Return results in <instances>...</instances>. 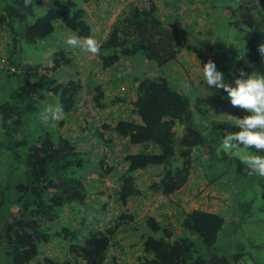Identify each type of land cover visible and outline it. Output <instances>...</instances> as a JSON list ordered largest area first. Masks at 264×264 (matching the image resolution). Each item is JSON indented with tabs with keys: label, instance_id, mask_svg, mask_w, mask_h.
I'll use <instances>...</instances> for the list:
<instances>
[{
	"label": "trees",
	"instance_id": "1",
	"mask_svg": "<svg viewBox=\"0 0 264 264\" xmlns=\"http://www.w3.org/2000/svg\"><path fill=\"white\" fill-rule=\"evenodd\" d=\"M41 1L0 0V62L5 60L12 68L7 76L19 78L17 88L0 105V149L15 152L25 164L24 178L15 185L17 195L7 200L3 196L0 201V246L5 264H241L244 253L218 251L217 242L227 223L225 214L213 205L200 208L192 203L202 192L201 184L209 187L215 181L210 176L216 174L209 171L208 176L199 170L202 161L211 158L210 140L194 124L187 95L158 74L164 65L174 66L189 40L181 24L166 20L167 13L182 18L183 12L172 10L168 0L148 6L131 1L102 38L95 33L85 5L97 7L105 1L66 0L60 8H49L34 17L33 6ZM259 3L264 24V0ZM98 13L95 16L106 27L112 14L109 7L104 5ZM60 28L66 29L69 37H94L99 42V53L86 61L87 74L82 69L85 55L80 48L54 50L52 65L44 70L39 63H10L8 56L15 52L19 40L36 43ZM253 36L257 44L252 42L256 51L252 60L261 61L264 72V54L260 52L264 35ZM210 48L213 51L212 45ZM137 54L147 62L145 69L124 74L119 90L122 96L116 95L115 86L101 85L104 81L92 86L96 75L119 78L120 72H126L123 63ZM84 86L93 94L96 107L109 109L106 119L87 113L88 125L75 131L87 135L85 139L73 140L62 134L51 138L64 128L62 121L56 132L42 131L36 140L22 133L26 119L40 114L36 102L45 96L57 98L64 110L75 109L80 116L77 103ZM91 135L95 142L89 140ZM21 146L23 153L17 152ZM92 146L99 151V170L87 174L99 184L104 208L91 207L94 222L84 227L81 223L75 228L63 225L58 220L61 210L75 209V203L98 201L88 196L79 174ZM209 160L213 167L215 161ZM233 163L237 173L248 171L239 159L234 158ZM104 177L115 183L109 194L102 186ZM55 221L59 230H54ZM51 243L65 249L67 257L52 251L44 254ZM126 246L134 252L131 263L122 258L128 252Z\"/></svg>",
	"mask_w": 264,
	"mask_h": 264
},
{
	"label": "rangeland",
	"instance_id": "2",
	"mask_svg": "<svg viewBox=\"0 0 264 264\" xmlns=\"http://www.w3.org/2000/svg\"><path fill=\"white\" fill-rule=\"evenodd\" d=\"M64 1L66 0H58L57 2L42 0L40 3H36L33 6L35 12L34 17L41 15L49 8H60ZM103 1L109 4V9L112 13L110 16L111 18L109 17V22L114 21L123 6L130 1H137L140 6H148L151 3L158 5L159 2L157 0ZM168 1L169 3L172 2V10H174V8H179L180 12L183 13L181 15L182 18H179L178 15L171 17L173 12L167 13L166 20L177 26L181 24L184 27L189 38L185 48L191 45V51L180 54L174 66L166 64L160 70L158 69V74L164 75L170 80L172 86H176L180 90H183L182 92L189 98L193 122L197 128L201 130L203 135L210 140L208 149L211 158L209 159L215 161L213 167L212 161L209 159L208 162L202 161L199 165L200 171H204L206 174L210 171L212 174H216V176L213 177L208 174L211 179L215 178V181H212L209 187H205L201 184L202 187H200L201 189H199V191L202 190V192L197 197H194L195 200L192 203H194L193 205L195 207L200 208H207L213 205V208H219V210L223 212H221V214H225L227 223L222 229L219 241L217 242L218 251L220 253L232 255L241 252L245 254L241 264H264V177L250 174L249 171L245 174L237 173L233 159L237 158L240 160V156L246 155L247 153L244 149L225 151L220 138L224 135L225 131H239L237 126L231 125L233 121L229 116L243 118L247 115V112L244 109L232 106L227 99L226 92L223 90L212 88L208 91L203 80V73L199 68V66L203 67V64L206 63L208 59L214 60L217 69L224 74L226 81L230 84L237 77L238 69H243L247 74H251L252 72L264 74L262 71L263 63L261 61L255 63L252 60L253 54L256 52H254L252 46L253 43L257 44V38L255 39L253 34H260L261 37L264 35L262 29L264 28V24L262 23L263 12L261 10L258 11L262 6L259 0ZM105 4H98L97 7L85 5L88 15H90V20L94 23L95 33L96 31L97 33L99 32L101 28L100 25H102V20L95 15L100 14L98 12L102 11ZM104 30L105 29L101 30L102 36L105 34ZM68 34L70 33L66 29L63 30V28H60L48 38L36 43H27L23 40L20 42L19 40L15 52H11L8 56L9 61L10 63L25 62L26 65L31 66H35V64L39 63V65H41L40 69L44 70V67H50L52 65V58L50 56L54 50L68 49V46L64 45L65 40L69 37ZM196 36L198 39H196ZM211 37L214 39L212 40ZM209 45H212L213 51L210 50ZM83 53L85 55L84 61L81 60L80 63L83 61L81 64L82 69L84 74H87L88 65L86 61L92 59L94 55L87 52ZM141 59L142 55L137 54L123 63V65L126 66V72H120L119 78L116 76L109 77L106 74L93 76V78H97V82L92 79V86L104 81V84L101 85H107V87L110 88L115 86L117 93L114 91V94L116 93V95L122 96L119 90L122 88L120 84L124 74L131 75L129 73L137 74L138 72H143L144 68H142V65H145L147 62L144 59L141 61ZM11 69L12 68L5 60L0 62V105L19 84L18 76H7V71L11 72ZM181 73L185 74V79H181ZM128 78L130 77L128 76ZM181 82L185 85H182ZM188 85H190V87ZM130 89L133 90L134 86L131 85ZM91 95L93 94H90L86 86H84V90H82L81 94V101L77 103L79 111L81 112L80 116L79 112L75 109L64 110V118L61 120L64 128L58 129V133L55 135L51 134V138L54 139L59 134H62L73 140L85 139L87 135L82 137V135L77 134L75 131L81 129V125L83 127L88 125V123L85 122L87 113L90 117H94L98 120L106 119L105 116L109 109L101 110L96 107L95 102L91 99ZM128 100L129 98L127 101ZM57 102V98L48 96H45L42 102H36L37 111L40 112V114L36 116H33L35 115L33 114L26 119L22 133L36 140L38 135L42 134V131L51 130L56 132V125H59L60 121H49L45 123L41 119V113L47 105L56 104ZM125 106L129 107V104L126 102ZM89 140H93L92 135L89 137ZM93 142H95V140H93ZM96 147L97 146H92L88 148L89 152L85 154L86 165L82 168L81 172L79 171V174L82 178L81 180L84 188L88 190V196L99 201L102 197V193H100L99 190L100 186L95 181H90L92 180V175L90 176L87 174L88 170L96 173L99 170V163L97 161L99 151ZM24 151V146L17 149L19 153H23ZM253 151H255V149H253ZM14 153L15 152L7 148L0 149V201L3 196L7 200L17 195L15 185L18 181L22 180L25 175V164L23 161L17 159ZM101 182L104 184L102 185L103 187L108 188L107 191L105 190L108 194L111 191L109 189L115 186V183H113V180L109 177H104ZM88 185H91L89 189ZM197 189L198 188L195 190ZM94 191L98 192L94 193ZM104 197L105 195L103 199H106ZM98 201L91 202V205L75 203L73 204L76 206L75 209L70 207L63 211L61 210L58 220L61 221V224L71 225L74 226V228L79 223H81L83 227L86 224H91L95 219L94 211L91 207H97L98 209L104 208V201ZM190 207L191 206L186 208ZM109 216L111 217V214H109ZM56 223L57 221L52 223V225H55L54 230H59ZM2 243L1 245L3 246L5 243L4 240ZM2 248L0 246V264H5V253L1 252V250H3ZM48 251H52L55 255L62 258L66 256L65 249L59 247L57 243H51L49 247L46 246L44 248V254ZM125 251L128 252L122 257L123 261L125 263H131L134 259L133 249L131 248L130 250L129 246H126Z\"/></svg>",
	"mask_w": 264,
	"mask_h": 264
},
{
	"label": "clouds",
	"instance_id": "3",
	"mask_svg": "<svg viewBox=\"0 0 264 264\" xmlns=\"http://www.w3.org/2000/svg\"><path fill=\"white\" fill-rule=\"evenodd\" d=\"M65 43L70 48H80L92 55H97L100 50L99 42L94 37L81 39L78 35H73L68 37ZM260 52L264 54V49L260 48ZM199 68L208 91L212 88L223 90L232 106L247 112L243 118L229 116L233 121L231 125L237 126L239 131H225L220 137L223 149H244L247 154L240 156V162L250 174L264 177V151H261L264 150V74H247L243 69H238L237 77L230 84L217 69L214 60L208 59L203 67ZM63 118L64 109L58 102L47 105L41 113V119L45 123L58 122Z\"/></svg>",
	"mask_w": 264,
	"mask_h": 264
},
{
	"label": "crops",
	"instance_id": "4",
	"mask_svg": "<svg viewBox=\"0 0 264 264\" xmlns=\"http://www.w3.org/2000/svg\"><path fill=\"white\" fill-rule=\"evenodd\" d=\"M106 5L109 7V4H108L107 2H106V4H105V6H106ZM123 8H124V6H123ZM123 8H122V9H123ZM109 10H110V9H109ZM110 18H111V17H110ZM110 18H109V19H110ZM109 19H108V20H109ZM114 20H115V19H114ZM112 22H113V21H112ZM112 22L107 21V27H105V26L101 23L102 25H100L101 28L99 29L98 35L102 36V33H101V30H102V29H105V30H104V31H105V34H104V35H106V33L108 32V27L110 26V24H111ZM96 33H97V31H96ZM102 37H103V36H102ZM211 39L213 40L214 38L211 37ZM190 47H191V45H190ZM190 47H186V48L184 47L183 50H182V53L185 54V53H188L189 51H191V48H190ZM209 48H210V45H209ZM210 49H211V48H210ZM195 50H196V48H195ZM192 51H193V50H192ZM84 52H85V51H84ZM182 53H181V54H182ZM131 63H132V62H131ZM123 66H125V65H123ZM146 67H147V66H146ZM142 68L145 69L144 65H142ZM137 72H138V71H137ZM181 74H182V73H181ZM176 79H177V78H176ZM181 79H185V74H182V75H181ZM181 84H182V85H185V84H183L182 82H181ZM181 199L183 200V198H181Z\"/></svg>",
	"mask_w": 264,
	"mask_h": 264
},
{
	"label": "built area",
	"instance_id": "5",
	"mask_svg": "<svg viewBox=\"0 0 264 264\" xmlns=\"http://www.w3.org/2000/svg\"><path fill=\"white\" fill-rule=\"evenodd\" d=\"M130 2H131V1H130ZM134 2H135L138 6H140L139 3H137V1H134Z\"/></svg>",
	"mask_w": 264,
	"mask_h": 264
},
{
	"label": "water",
	"instance_id": "6",
	"mask_svg": "<svg viewBox=\"0 0 264 264\" xmlns=\"http://www.w3.org/2000/svg\"><path fill=\"white\" fill-rule=\"evenodd\" d=\"M14 220V219H13Z\"/></svg>",
	"mask_w": 264,
	"mask_h": 264
}]
</instances>
